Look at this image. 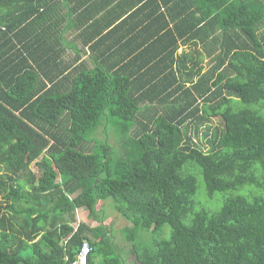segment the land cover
Here are the masks:
<instances>
[{
  "label": "trees",
  "instance_id": "obj_1",
  "mask_svg": "<svg viewBox=\"0 0 264 264\" xmlns=\"http://www.w3.org/2000/svg\"><path fill=\"white\" fill-rule=\"evenodd\" d=\"M108 199L133 264H264V0H0V264H124Z\"/></svg>",
  "mask_w": 264,
  "mask_h": 264
},
{
  "label": "rangeland",
  "instance_id": "obj_2",
  "mask_svg": "<svg viewBox=\"0 0 264 264\" xmlns=\"http://www.w3.org/2000/svg\"><path fill=\"white\" fill-rule=\"evenodd\" d=\"M73 36V34H68V37L71 38ZM183 48L179 49V53L181 52ZM201 50L205 51V49L203 47H201ZM83 60H85V56L83 55ZM202 64L204 65V71L208 70L209 67L212 65V61L210 58L207 57V54H204L203 57V61ZM217 121H213V126H215V124H217ZM109 144L110 145H114L115 144V138L113 137L112 133L109 132ZM103 134L101 130H98V132L96 133V137L102 138ZM92 144H87L86 147H91ZM30 170H32L33 173H35L36 175L40 176V172L38 171V168L36 167V165H32L29 168ZM18 179L24 181L25 180V174H20L19 176H17ZM205 192L200 190L199 192V199L201 201H204L205 199ZM218 196H216L217 200L216 202L212 203V204H207L205 203L208 207H212L214 209H216L221 201H222V196L219 194H216ZM221 197L220 201L218 199V197ZM198 202L200 203V201L198 200ZM212 202V201H211ZM111 201L108 199L106 201H103L102 203H97V205L95 206V215L98 218V220H95L94 218H90L87 219V215L85 212H83L84 210H75V213L73 214L76 221L73 223H71L72 228L78 227V224L82 221H85L87 223V226L89 228H94L100 225H103L104 228L107 230L108 234L110 232V234L113 232L114 236L111 235L112 237V241H114L115 246L117 249H119L120 251L124 252V253H120L121 255V259L123 260L124 264H128V262L131 261V264L134 263V259L135 256L132 253L131 254V245L129 244L128 241L123 239V233H121L122 230H124L125 227H130L131 225L128 224V222L126 220H124L123 218H121V216L115 211V209L112 207V204L110 205ZM199 207H201V204L199 205ZM65 218H67L66 220H68V216H65ZM101 221V222H100ZM96 261L98 264H101V260L99 258V254L95 255Z\"/></svg>",
  "mask_w": 264,
  "mask_h": 264
},
{
  "label": "built area",
  "instance_id": "obj_3",
  "mask_svg": "<svg viewBox=\"0 0 264 264\" xmlns=\"http://www.w3.org/2000/svg\"><path fill=\"white\" fill-rule=\"evenodd\" d=\"M76 230L77 228L74 227V232H76ZM90 253L91 246L89 242L87 240H83L75 259L72 262H67L66 264H87Z\"/></svg>",
  "mask_w": 264,
  "mask_h": 264
},
{
  "label": "clouds",
  "instance_id": "obj_4",
  "mask_svg": "<svg viewBox=\"0 0 264 264\" xmlns=\"http://www.w3.org/2000/svg\"><path fill=\"white\" fill-rule=\"evenodd\" d=\"M73 229H74V227H73ZM91 254V253H90ZM88 262H89V257H88ZM88 264V263H87Z\"/></svg>",
  "mask_w": 264,
  "mask_h": 264
},
{
  "label": "crops",
  "instance_id": "obj_5",
  "mask_svg": "<svg viewBox=\"0 0 264 264\" xmlns=\"http://www.w3.org/2000/svg\"><path fill=\"white\" fill-rule=\"evenodd\" d=\"M66 219H67V218H66ZM95 262H96V264H98L97 261H96V259H95Z\"/></svg>",
  "mask_w": 264,
  "mask_h": 264
}]
</instances>
